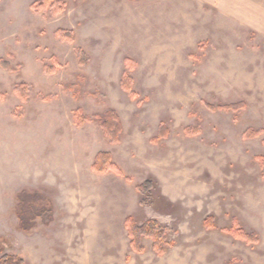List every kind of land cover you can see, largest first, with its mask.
<instances>
[{
	"label": "rangeland",
	"instance_id": "rangeland-1",
	"mask_svg": "<svg viewBox=\"0 0 264 264\" xmlns=\"http://www.w3.org/2000/svg\"><path fill=\"white\" fill-rule=\"evenodd\" d=\"M25 190L53 203L28 231ZM127 219L156 221L160 246L133 248ZM0 248L23 264H264V0H0Z\"/></svg>",
	"mask_w": 264,
	"mask_h": 264
},
{
	"label": "trees",
	"instance_id": "trees-1",
	"mask_svg": "<svg viewBox=\"0 0 264 264\" xmlns=\"http://www.w3.org/2000/svg\"><path fill=\"white\" fill-rule=\"evenodd\" d=\"M116 114L114 111L108 113L104 116L102 125L106 128L107 132L112 134L115 138L117 135V126H114V120ZM110 163V154L106 152L99 153L96 158L95 169L101 171ZM156 186L155 182L147 181L138 186L139 193L144 196L141 203L149 204L152 201L151 189ZM18 206H17V216L20 221V228L22 230H31L35 225V218L42 217L45 223H49L53 213V203L49 198H47L42 193L22 191L17 195ZM126 227L129 231L131 237V244L133 248L141 250V238L142 236L154 237L156 245L159 247L160 241L162 239V234L158 231L159 226L156 221H151L149 223H144L143 225H138L132 219H127ZM1 252V248H0ZM0 264H23V259L12 255H3L0 258Z\"/></svg>",
	"mask_w": 264,
	"mask_h": 264
}]
</instances>
